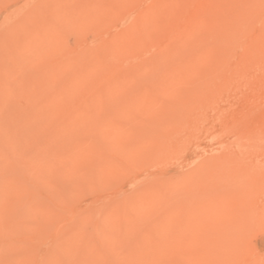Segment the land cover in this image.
Returning <instances> with one entry per match:
<instances>
[{
    "label": "rangeland",
    "instance_id": "rangeland-1",
    "mask_svg": "<svg viewBox=\"0 0 264 264\" xmlns=\"http://www.w3.org/2000/svg\"><path fill=\"white\" fill-rule=\"evenodd\" d=\"M261 26L264 0H0V264H264Z\"/></svg>",
    "mask_w": 264,
    "mask_h": 264
},
{
    "label": "bare ground",
    "instance_id": "bare-ground-1",
    "mask_svg": "<svg viewBox=\"0 0 264 264\" xmlns=\"http://www.w3.org/2000/svg\"><path fill=\"white\" fill-rule=\"evenodd\" d=\"M192 2V1H191ZM154 3V2H153ZM194 6V5H193ZM169 7V6H168ZM171 8V7H170ZM124 9V8H123ZM142 9V8H141ZM136 10V9H135ZM162 10V9H161ZM124 13V12H123ZM127 13V12H126ZM179 14V13H178ZM138 18V17H137ZM172 21V20H171ZM173 22V21H172ZM155 23V22H154ZM191 23V22H190ZM112 24V23H111ZM170 24V23H169ZM261 27H264V26H261ZM106 28H108V27H106ZM104 29V28H103ZM147 29V28H146ZM184 29V28H183ZM261 31H262V29H261ZM108 32V31H107ZM96 34V33H95ZM126 34V33H125ZM127 35V34H126ZM53 36V35H52ZM123 36V35H122ZM260 36V35H259ZM55 37V36H54ZM114 37V36H113ZM52 38V37H51ZM127 38V37H126ZM47 39V38H46ZM97 39V38H96ZM114 39V38H113ZM255 39V38H254ZM253 39V40H254ZM264 39V38H263ZM51 40V39H50ZM136 40V39H135ZM47 41V40H46ZM106 41V40H105ZM110 41V40H109ZM113 41V40H112ZM169 41V40H168ZM44 42H45V40H44ZM104 42V41H103ZM102 42V43H103ZM108 42V41H107ZM119 42V41H118ZM121 42V41H120ZM126 42V41H125ZM143 42V41H142ZM164 42V41H163ZM162 42V43H163ZM46 43V42H45ZM55 42H53V44H54ZM84 43V42H83ZM97 43V42H96ZM101 43V42H100ZM127 43V42H126ZM133 43V42H132ZM75 44V43H74ZM93 45H94V43H92ZM91 44V45H92ZM109 44V43H108ZM166 44V43H165ZM253 44V43H252ZM76 45V44H75ZM92 45V46H93ZM100 45V44H99ZM104 45V44H103ZM112 45V44H111ZM120 45V44H119ZM118 45V46H119ZM135 45H137V44H135ZM102 46V45H101ZM108 46V45H107ZM152 46V45H151ZM170 46V45H169ZM134 47V46H133ZM251 47V46H250ZM86 48V47H85ZM109 48V47H108ZM124 48V47H123ZM126 48V47H125ZM137 48V47H136ZM166 48V47H165ZM41 49H43V48H41ZM47 49V48H46ZM49 49V48H48ZM117 49V48H116ZM121 49V48H120ZM135 49V48H134ZM133 49V50H134ZM162 49V48H161ZM102 50V49H101ZM136 50V49H135ZM135 50H134V52H135ZM138 50V49H137ZM136 50V51H137ZM172 50V49H171ZM176 50V49H175ZM51 51V50H50ZM152 51V50H151ZM44 52V51H43ZM119 52V51H118ZM182 52V51H181ZM158 53V52H157ZM164 53V52H163ZM102 54H104L103 52H102ZM106 54V53H105ZM121 54V53H120ZM131 54H133V52L131 53ZM243 54V53H242ZM258 54H260V53H258ZM101 55V54H100ZM111 56V55H110ZM123 56V55H122ZM135 56V55H134ZM161 56V55H160ZM165 56V55H164ZM172 56V55H171ZM262 56V55H261ZM162 57V56H161ZM183 57H184V55H183ZM260 57V56H259ZM259 57H258V60H259ZM118 58V57H117ZM123 58V57H122ZM128 58V57H127ZM131 58V57H130ZM235 58V57H234ZM252 58V57H251ZM176 59V58H175ZM179 59V58H178ZM150 60V59H149ZM160 60V59H159ZM231 60V59H230ZM255 60V59H254ZM106 61V60H105ZM148 61V60H147ZM161 61V60H160ZM179 61V60H178ZM234 61V60H233ZM113 62V61H112ZM128 62V61H127ZM137 62H138V60H137ZM228 62V61H227ZM246 62H247V60H246ZM252 62V61H251ZM109 63V62H108ZM121 63V62H120ZM119 63V64H120ZM133 64V63H132ZM140 65H141V63H140ZM168 65V64H167ZM179 65V64H178ZM177 65V66H178ZM187 65V64H186ZM248 65V64H247ZM115 66V65H114ZM135 66V65H134ZM137 66V65H136ZM143 66V65H142ZM154 66V65H153ZM163 66H164V64H163ZM169 66V65H168ZM180 66H182V65H180ZM29 67V66H28ZM146 67V66H145ZM156 67V66H155ZM154 67V68H155ZM139 68V67H138ZM137 68V69H138ZM147 68V67H146ZM150 68V67H149ZM159 68V67H158ZM163 68V67H162ZM228 68V67H227ZM248 68V67H247ZM31 69V68H30ZM142 69V68H141ZM168 69V68H167ZM246 69V68H245ZM22 70V69H21ZM145 70V69H144ZM187 70V69H186ZM19 71V70H18ZM176 71V70H175ZM184 71V70H183ZM182 71V72H183ZM163 72V71H162ZM249 72V71H248ZM262 72V71H261ZM112 73V72H111ZM158 73V72H157ZM180 73H181V70H180ZM240 73V72H239ZM252 73V72H251ZM225 74V73H224ZM158 75V74H157ZM161 75V74H160ZM229 75V74H228ZM232 75V74H231ZM243 75V74H242ZM162 76V75H161ZM176 76H177V74H176ZM182 76V75H181ZM230 76V75H229ZM246 76V75H245ZM141 77V76H140ZM252 77V76H251ZM250 77V78H251ZM262 77V76H261ZM145 78V77H144ZM166 78V77H165ZM248 78V77H247ZM263 78V77H262ZM261 79V78H260ZM251 80V79H250ZM110 81V80H109ZM108 81V82H109ZM164 81V80H163ZM235 80H233V82H234ZM111 82V81H110ZM245 82V81H244ZM252 82V81H251ZM97 83V82H96ZM164 83V82H163ZM222 83V82H221ZM236 83V82H235ZM259 83V82H258ZM161 84H162V82H161ZM251 84V83H250ZM173 85V84H172ZM259 85V84H258ZM222 86V85H221ZM264 86V85H263ZM166 87H167V85H166ZM104 89V88H103ZM229 89V88H228ZM246 90V89H245ZM234 91H236V90H234ZM4 92H6V91H4ZM108 93V92H107ZM139 93V92H138ZM202 93V92H201ZM110 94V93H109ZM140 94V93H139ZM161 94H163V93H161ZM199 94V93H198ZM206 94H207V92H206ZM226 95V94H225ZM235 95V94H234ZM149 96V95H148ZM241 97V96H240ZM133 98V97H132ZM141 98V97H140ZM242 98V97H241ZM216 99H217V97H216ZM131 100V99H130ZM241 100V99H240ZM246 100V99H245ZM142 101V100H141ZM152 101V100H151ZM202 101V100H201ZM130 103V102H129ZM132 103V102H131ZM135 103V102H134ZM151 103V102H150ZM229 103V102H228ZM233 103H235V102H233ZM249 103V102H248ZM263 103V102H262ZM186 104V103H185ZM201 104V103H200ZM224 104V103H223ZM243 104H244V102H243ZM5 105V104H4ZM122 105V104H121ZM133 105V104H132ZM131 105V106H132ZM140 105V104H139ZM129 106V105H128ZM204 106V105H203ZM210 106V105H209ZM245 106V105H244ZM250 106V105H249ZM121 107V106H120ZM133 107H135V106H133ZM137 107V106H136ZM145 107V106H144ZM208 107V106H207ZM11 108V107H10ZM116 108V107H115ZM119 108V107H118ZM138 108V107H137ZM146 109V108H145ZM183 109V108H182ZM136 110V109H135ZM152 110V109H151ZM235 110V109H234ZM116 111V110H115ZM122 111V110H121ZM144 111V110H143ZM149 111V110H148ZM216 111V110H215ZM114 112V111H113ZM120 111H118V113H119ZM127 112V111H126ZM164 112V111H163ZM172 112V111H171ZM214 112V111H213ZM121 113V112H120ZM119 113V114H120ZM125 113V112H124ZM123 113V114H124ZM133 113V112H132ZM147 113V112H146ZM129 114V113H128ZM142 114H143V112H142ZM165 114V113H164ZM215 114V113H214ZM226 114V113H225ZM239 114V113H238ZM112 115V114H111ZM121 115H122V113H121ZM126 115H127V113H126ZM171 115V114H170ZM217 115V114H216ZM220 115V114H219ZM248 115V114H247ZM165 116V115H164ZM236 116V115H235ZM242 116V115H241ZM253 116V115H252ZM116 117H120L119 115L118 116H115V118ZM148 117V116H147ZM187 117V116H186ZM196 117V116H195ZM225 117V116H224ZM244 117L246 118V115H244ZM248 117V116H247ZM122 118V117H121ZM206 118V117H205ZM231 118H232V115H231ZM3 119V118H2ZM260 119V118H259ZM151 120V119H150ZM24 121V120H23ZM147 121V120H146ZM109 122V121H108ZM7 123V122H6ZM105 124V123H104ZM165 124V123H164ZM230 124V123H229ZM237 124V123H236ZM3 125V124H2ZM7 125V124H6ZM102 125V124H101ZM135 125V124H134ZM149 125V124H148ZM197 125H199V124H197ZM222 125V124H221ZM225 125V124H224ZM140 126V125H139ZM142 126V125H141ZM152 126V125H151ZM192 126V125H191ZM226 126V125H225ZM254 126V125H253ZM5 127V126H4ZM123 127V126H122ZM149 127V126H148ZM173 127V126H172ZM243 127V126H242ZM106 128V127H105ZM114 128V127H113ZM116 128V127H115ZM150 128V127H149ZM212 128V127H211ZM110 129V128H109ZM192 129V128H191ZM223 129H225V128H223ZM228 129H230V128H228ZM8 130V129H7ZM197 130V129H196ZM215 130V129H214ZM22 131V130H21ZM98 131V130H97ZM96 131V132H97ZM119 131V130H118ZM118 131H116V132H118ZM141 131V130H140ZM143 131V130H142ZM105 132H107V131H105ZM109 132V131H108ZM99 133V132H98ZM110 133V132H109ZM141 133V132H140ZM193 133V132H192ZM244 133V132H243ZM107 134V133H106ZM194 134V133H193ZM253 134V133H252ZM1 135V134H0ZM151 135V134H150ZM161 135V134H160ZM216 135V134H215ZM223 135V134H222ZM219 136V135H218ZM236 136H238V135H236ZM3 137V136H2ZM11 137V136H10ZM119 137H120V135H119ZM123 137V136H122ZM150 137V136H149ZM153 137V136H152ZM235 137V136H234ZM118 138V137H117ZM172 138V137H171ZM183 138V137H182ZM190 138V137H189ZM239 138V137H238ZM124 139V138H123ZM122 139V140H123ZM156 139H157V137H156ZM161 139V138H160ZM202 139V138H201ZM221 139V138H220ZM9 140H11V139H9ZM145 140V139H144ZM189 140V139H188ZM116 141V140H115ZM155 141V140H154ZM173 141V140H172ZM190 141V140H189ZM121 142V141H120ZM158 142V141H157ZM160 142V141H159ZM107 143V142H106ZM148 143V142H147ZM153 143V142H152ZM180 143V142H179ZM186 143V142H185ZM190 143V142H189ZM183 144V143H182ZM121 145V144H120ZM153 145V144H152ZM235 145V144H234ZM241 145V144H240ZM239 145V146H240ZM21 146V145H20ZM102 146V145H101ZM157 146H158V144H157ZM237 146V145H236ZM241 146H243V145H241ZM159 147V146H158ZM191 147V146H190ZM247 147V146H246ZM263 147V146H262ZM261 147V148H262ZM21 148V147H20ZM110 148V150H111V147H109ZM152 148V147H151ZM244 148V147H243ZM249 148V147H248ZM264 148V147H263ZM112 149H114V148H112ZM158 149V148H157ZM160 149V148H159ZM186 149V148H185ZM222 149H224V148H222ZM227 149V148H226ZM166 150V149H165ZM184 150V149H183ZM244 150V149H243ZM246 150V149H245ZM115 151H116V149H115ZM159 151V150H158ZM112 152V151H111ZM201 152H203V150L201 151ZM215 152V151H214ZM227 152V151H226ZM239 152V151H238ZM240 152H241V149H240ZM243 152V151H242ZM259 152V151H258ZM127 153V152H126ZM138 153V152H137ZM111 154V153H110ZM143 155V154H142ZM31 156V155H30ZM151 157H153V156H151ZM156 157V156H155ZM32 158V157H31ZM21 159V158H20ZM42 166V165H41ZM129 167V166H128ZM36 169H37V167H36ZM158 169V168H157ZM38 170V169H37ZM35 171V170H34ZM137 172V171H136ZM40 174V173H39ZM38 174V175H39ZM26 175V174H25ZM36 175H37V173H36ZM91 178V177H90ZM35 181H37V180H35ZM76 181V180H75ZM84 181V180H83ZM87 181V180H86ZM90 181V180H89ZM32 182V181H31ZM42 182V181H41ZM23 184V183H22ZM36 184V183H35ZM40 184V183H39ZM117 184V183H116ZM37 185V184H36ZM89 186H90V184H88ZM104 185V184H103ZM132 185V184H131ZM26 186V185H25ZM68 186V185H67ZM81 186V185H80ZM88 186V187H89ZM120 186V185H119ZM14 187V186H13ZM117 188V187H116ZM16 189V188H15ZM88 189V188H87ZM92 189V188H91ZM99 189H100V187H99ZM147 189V188H146ZM33 191H35V190H33ZM148 191V190H147ZM142 192V191H141ZM66 193V192H65ZM137 193V192H136ZM147 193V192H146ZM149 193V192H148ZM147 193V194H148ZM138 194V193H137ZM142 194H143V192H142ZM67 195V194H66ZM132 195V194H131ZM78 196V195H77ZM117 196V195H116ZM9 197V196H8ZM35 197V196H34ZM76 197V196H75ZM137 197H138V195H137ZM17 198V197H16ZM68 198V197H67ZM132 198V197H131ZM73 199V198H72ZM116 199V198H115ZM120 199V198H119ZM133 199V198H132ZM135 199V198H134ZM142 199V198H141ZM72 201V200H71ZM113 201H115V200H113ZM112 201V202H113ZM136 201V200H135ZM139 201V200H138ZM21 202H22V200H21ZM113 203H116V202H113ZM136 204V203H135ZM146 204V203H145ZM110 206V205H109ZM131 206V205H130ZM129 206V207H130ZM133 206H134V204H133ZM23 207V206H22ZM25 207V206H24ZM24 207H23V210L22 211H24L25 209H24ZM116 207V206H115ZM132 207V206H131ZM135 207V206H134ZM33 208V207H32ZM111 208H113V207H111ZM20 209H22V208H20ZM114 209V208H113ZM118 209V208H117ZM134 209V208H133ZM105 210V209H104ZM119 210V209H118ZM21 211V210H20ZM26 211V212H25ZM24 212H23V214L25 213V214H28V211H27V209L25 210ZM17 212V211H16ZM19 212V211H18ZM32 212V211H31ZM116 212H118V211H116ZM131 211H129V213H130ZM113 214H114V212H113ZM131 214V213H130ZM108 215V214H107ZM112 215V214H111ZM16 216V215H15ZM25 216V215H24ZM43 216H45V215H43ZM113 216V215H112ZM34 217V216H33ZM106 217V216H105ZM109 217V216H108ZM107 217V218H108ZM23 218V217H22ZM29 218V217H28ZM124 218V217H123ZM139 218V217H138ZM18 219V218H17ZM97 219V218H96ZM28 220V219H27ZM26 220V221H27ZM102 221H103V219H101ZM18 221H20V220H18ZM24 221V220H23ZM112 221V220H111ZM114 221V220H113ZM112 221V222H113ZM28 222H29V220H28ZM122 222V221H121ZM108 223V222H107ZM114 223V222H113ZM102 224L100 223V226H101ZM118 225V224H117ZM122 225V224H121ZM110 226H112L113 227V225H111L110 224ZM101 227H105V226H101ZM116 227V226H115ZM115 227H114V229H115ZM119 227V226H118ZM16 228V227H15ZM25 228V227H24ZM24 228H22L23 230H24ZM29 228V227H28ZM117 228V227H116ZM31 229V228H30ZM40 229V228H39ZM161 229H163V228H161ZM161 229H160V231H161ZM22 230V231H23ZM101 230V229H100ZM106 231H107V229H105ZM104 230V231H105ZM109 230V229H108ZM113 230V229H112ZM37 231V230H36ZM98 231V230H97ZM117 231V230H116ZM125 231V230H124ZM130 231V230H129ZM69 232V231H68ZM80 232V231H79ZM119 232V231H118ZM135 232V231H134ZM164 232V231H163ZM10 233V232H9ZM101 233V232H100ZM127 233V232H126ZM109 234V233H108ZM110 234H112V233H110ZM128 234V233H127ZM106 235H107V232H106ZM117 235V234H116ZM102 236H103V234H102ZM114 236V235H113ZM124 236V235H123ZM72 237H73V234H72ZM99 237V236H98ZM108 237V236H107ZM115 237V236H114ZM104 238V237H103ZM102 239V238H101ZM107 239H109V238H107ZM112 238H110L109 240H111ZM134 239V238H133ZM132 239V240H133ZM84 240V239H83ZM96 241V240H95ZM104 241H105V239H104ZM120 241H121V239H120ZM161 241V240H160ZM109 242V241H108ZM126 242V241H125ZM132 242V241H131ZM145 242H146V240H145ZM162 242V241H161ZM102 243H103V241H102ZM107 243V242H106ZM119 243V242H118ZM121 243V242H120ZM87 244V243H86ZM94 244V243H93ZM105 244V243H104ZM108 244H110V243H108ZM131 244V243H130ZM106 246H107V244H105ZM134 245V244H133ZM95 246V245H94ZM127 246V245H126ZM129 246V245H128ZM142 246H145V245H142ZM156 246V245H155ZM163 246V245H162ZM93 247V246H92ZM111 247H113V246H111ZM134 247H135V245H134ZM124 249V248H123ZM133 249V248H132ZM145 249V248H144ZM134 250V249H133ZM126 251H127V249H126ZM132 251V250H131ZM139 252V251H138ZM141 252V251H140ZM126 254V253H125ZM125 254H124V256H125ZM128 254V253H127ZM130 254V253H129ZM141 255H142V253H141ZM157 255V254H156ZM156 255H153V256H156ZM137 256V255H136ZM118 257V256H117ZM129 257H130V255H129ZM138 257V256H137ZM150 257V256H149ZM154 258V257H153ZM125 259H127V258H125ZM129 259V258H128ZM138 259V258H137ZM146 259V258H145ZM130 260H131V258H130ZM135 260H136V257H135ZM157 260V259H156ZM155 260V261H156ZM151 261V260H150ZM130 263V262H129ZM137 262H135V264H136ZM150 263H152V262H150ZM118 264H120V263H118ZM143 264H146V263H143ZM149 264V263H148ZM153 264V263H152Z\"/></svg>",
    "mask_w": 264,
    "mask_h": 264
}]
</instances>
